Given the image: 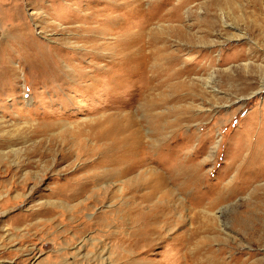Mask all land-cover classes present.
I'll list each match as a JSON object with an SVG mask.
<instances>
[{
	"label": "rangeland",
	"instance_id": "obj_1",
	"mask_svg": "<svg viewBox=\"0 0 264 264\" xmlns=\"http://www.w3.org/2000/svg\"><path fill=\"white\" fill-rule=\"evenodd\" d=\"M0 264H264V0H0Z\"/></svg>",
	"mask_w": 264,
	"mask_h": 264
},
{
	"label": "bare ground",
	"instance_id": "obj_2",
	"mask_svg": "<svg viewBox=\"0 0 264 264\" xmlns=\"http://www.w3.org/2000/svg\"><path fill=\"white\" fill-rule=\"evenodd\" d=\"M131 4H132L131 2L125 1L122 3V6H124L122 8L125 9L126 6H131ZM118 116H116V118L115 117L113 118L111 115L107 119L108 129L106 133H104L102 136V140H105L104 142H102L103 143L102 147L103 146L105 147V148L103 147L104 148L103 151L105 152V154H103V156L100 157L101 160L99 161L98 165L94 167L98 169L100 167L110 166L111 172L117 174L120 177L128 174L129 169L131 170V167L134 162L133 159L136 157V149L138 148L139 143H141L140 140L146 137L152 141L155 140V142L157 140L154 139L156 138L154 132L150 134L148 130L142 131L140 127H137V121L130 115L128 118H126L127 115L123 113L119 114ZM99 146L100 145H98V148ZM91 156H93V154ZM88 158H92V157H90L89 155ZM96 160L97 159H92L90 162H85L83 166H88L91 163L95 162ZM162 177H163L162 174H160V172L156 169L142 168V170H140L138 174L135 177H133V179L131 178L127 179L126 184L128 188L133 187L132 190L134 191H138V190L141 191V188H149L150 190L147 193H144L143 195L142 194L133 195V199L134 198L137 199L138 197H140V199L143 198L145 201H148L153 199L154 196L156 197L157 195L160 194V185H161L160 180ZM89 178L90 180L88 179L86 181H84L83 178L70 180V182H75V183H68V184H71L76 187L70 188L71 193L67 195V198H73L78 194L84 193L91 184H94L96 182L97 176L96 174L94 175L92 173V176L90 175ZM126 237L127 236L123 235V241L126 239Z\"/></svg>",
	"mask_w": 264,
	"mask_h": 264
}]
</instances>
